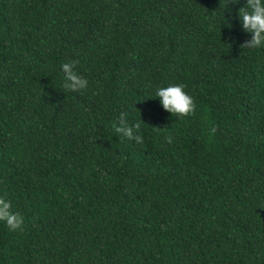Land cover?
Wrapping results in <instances>:
<instances>
[{"label": "trees", "instance_id": "1", "mask_svg": "<svg viewBox=\"0 0 264 264\" xmlns=\"http://www.w3.org/2000/svg\"><path fill=\"white\" fill-rule=\"evenodd\" d=\"M219 5L0 0V264H264V49ZM172 83L192 116L152 98Z\"/></svg>", "mask_w": 264, "mask_h": 264}, {"label": "clouds", "instance_id": "2", "mask_svg": "<svg viewBox=\"0 0 264 264\" xmlns=\"http://www.w3.org/2000/svg\"><path fill=\"white\" fill-rule=\"evenodd\" d=\"M230 5H240V0H223L222 5L220 0V15L226 22L225 24L228 25H231V19H226L224 13L227 11L231 17ZM235 19L238 21L241 30L250 34V38L242 42L240 46L246 49H264V0H244V3L236 9ZM75 64L76 61L61 64L62 87L70 91L82 90L88 86V80L75 71ZM185 87L183 83L159 86L154 90L152 98H158L159 104L168 113L176 114L180 118L190 117L195 113L196 103L193 96L184 90ZM127 116L126 112L120 113L119 122L115 125V132L142 143V137L138 132L142 120L129 124ZM209 131L214 132L215 129L211 128ZM166 139L169 143L172 142L171 136L166 137ZM0 223L10 231L22 230L24 224L23 216L19 212L13 211L7 193L0 195Z\"/></svg>", "mask_w": 264, "mask_h": 264}]
</instances>
